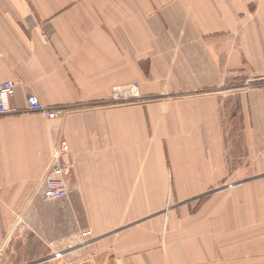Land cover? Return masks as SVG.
I'll return each instance as SVG.
<instances>
[{"label":"crops","instance_id":"obj_1","mask_svg":"<svg viewBox=\"0 0 264 264\" xmlns=\"http://www.w3.org/2000/svg\"><path fill=\"white\" fill-rule=\"evenodd\" d=\"M6 80L0 264H264V0H0Z\"/></svg>","mask_w":264,"mask_h":264},{"label":"built area","instance_id":"obj_2","mask_svg":"<svg viewBox=\"0 0 264 264\" xmlns=\"http://www.w3.org/2000/svg\"><path fill=\"white\" fill-rule=\"evenodd\" d=\"M17 83L13 80H6L0 84V116L9 115L17 112L11 104V99L15 95ZM259 87L258 84L250 85L244 89ZM139 98L138 85L133 84L125 88L113 89L109 102H130ZM73 108L71 106H48L44 104L36 94H29L26 97L25 111L42 114L47 119H54L65 116ZM70 152V147L66 141H62L55 149L51 165L47 172V188L43 193L44 201H61L68 196V184L58 178L63 175L65 168L63 166L64 156ZM89 232H84L83 236ZM61 255L56 254L59 258Z\"/></svg>","mask_w":264,"mask_h":264},{"label":"rangeland","instance_id":"obj_3","mask_svg":"<svg viewBox=\"0 0 264 264\" xmlns=\"http://www.w3.org/2000/svg\"><path fill=\"white\" fill-rule=\"evenodd\" d=\"M247 84H250V85H255L256 84V81H252V82H248V83H246V84H244V85H241V84H238V85H236V88H241V89H244L245 87H247ZM258 85H260V84H258ZM141 99H142V97L141 96H139V98L138 99H136V100H132V101H130V102H121V103H117V102H107V105L108 106H110V105H116V106H123V105H127V104H132V103H136V102H139V101H141ZM65 200V199H64ZM63 201V200H62ZM50 252H51V250H50ZM49 251H47V249L45 248V259H44V262L43 263H41V264H71L72 262H71V260H68V259H64L65 257H63V256H60L59 257V261H55V260H53V258L55 259V257H56V255L55 256H49V253H50ZM57 258V257H56ZM77 258H79V257H75V258H73V260L74 259H77ZM81 258V257H80ZM84 262V264H85V259H83V258H81V261L80 262ZM57 262H59V263H57ZM70 262V263H69ZM73 263H75V262H73Z\"/></svg>","mask_w":264,"mask_h":264}]
</instances>
